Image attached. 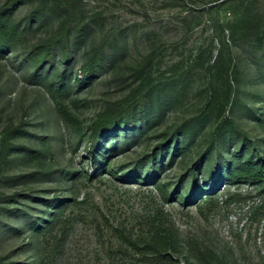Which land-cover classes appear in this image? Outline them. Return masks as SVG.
<instances>
[{"label": "rangeland", "instance_id": "rangeland-1", "mask_svg": "<svg viewBox=\"0 0 264 264\" xmlns=\"http://www.w3.org/2000/svg\"><path fill=\"white\" fill-rule=\"evenodd\" d=\"M10 17L70 39L43 65L0 49V264H264V183L229 172L264 160V0H18Z\"/></svg>", "mask_w": 264, "mask_h": 264}, {"label": "trees", "instance_id": "trees-1", "mask_svg": "<svg viewBox=\"0 0 264 264\" xmlns=\"http://www.w3.org/2000/svg\"><path fill=\"white\" fill-rule=\"evenodd\" d=\"M17 1L18 0H10L9 4L7 5L8 11L0 12V49L8 46H22L25 49H28L27 56L31 59V62L38 65H43V63L53 57L56 51V46H60L63 41L66 42L62 46L63 50L69 51V29L67 30L65 27H60L58 31L55 34L51 35L48 39H45L42 42H36L30 38V35H32L34 32L32 25L28 24L21 27L19 24H15L11 20L10 14L13 5ZM101 60H103L102 53H96L85 64L83 69L86 77H92L96 75L98 69L101 67ZM66 76L67 70H65V72L60 76L58 82L52 83L51 88L55 96H60L59 93L61 91H64V89L68 90L70 88L69 80H66ZM131 103H133V101ZM133 106L134 108H141L138 106V102ZM133 121L134 120L132 115H129L128 113H120L118 117L105 122L104 127L108 128V130H113V128L117 129V123L119 122L132 124ZM101 128L102 129H100V131L106 130V128ZM237 160V163L232 165L229 170L231 176L236 177L238 180H246V182L249 181L251 183H264V160L253 158L248 160H242V158H238ZM170 246L171 240L169 236L164 235L160 231L156 232L147 243V249L152 250L156 254V256L163 259L165 252L170 248Z\"/></svg>", "mask_w": 264, "mask_h": 264}]
</instances>
